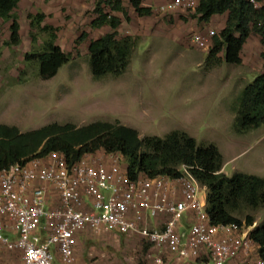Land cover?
<instances>
[{"label":"rangeland","instance_id":"1","mask_svg":"<svg viewBox=\"0 0 264 264\" xmlns=\"http://www.w3.org/2000/svg\"><path fill=\"white\" fill-rule=\"evenodd\" d=\"M96 1L21 0L18 46L7 44L11 22L0 24V124L28 132L54 123L83 127L119 121L136 129L142 139L182 131L201 145L218 146L228 177L237 172L264 176V126L239 130L234 125L239 96L247 85L237 82L239 66L214 65L211 47L204 50L195 42L203 37L213 46L217 25L202 23L198 13L190 11L160 14L157 6L165 0L143 1L145 7L154 6L150 17H140L127 2L128 19L116 15L123 20L119 38H138L131 65L121 76L95 79L89 45L111 31L91 27ZM40 13L46 15L45 26L60 30L57 45L72 56L48 81L40 77L36 61L25 59L42 52L47 41V34L37 32V43H32L29 16ZM248 77L249 83L256 78ZM248 215L256 220L252 230L264 225V208ZM155 254L140 236L85 230L79 237V263L76 257L71 264H157ZM20 261L0 245V264Z\"/></svg>","mask_w":264,"mask_h":264},{"label":"built area","instance_id":"2","mask_svg":"<svg viewBox=\"0 0 264 264\" xmlns=\"http://www.w3.org/2000/svg\"><path fill=\"white\" fill-rule=\"evenodd\" d=\"M147 1V0H141ZM257 6L258 0H249ZM201 0H166L163 15L197 12ZM213 38L217 35L212 31ZM202 49L209 41L196 37ZM120 153L100 150L70 163L52 152L0 171V245L18 264H71L85 230L140 236L156 263L204 259L206 264H264L245 225H213L207 188L182 166L180 175L131 179Z\"/></svg>","mask_w":264,"mask_h":264},{"label":"trees","instance_id":"3","mask_svg":"<svg viewBox=\"0 0 264 264\" xmlns=\"http://www.w3.org/2000/svg\"><path fill=\"white\" fill-rule=\"evenodd\" d=\"M20 2L21 0H0V24L11 22L10 39L7 42L9 46L21 44V25L17 15ZM130 3L140 17L153 15L152 9L143 6L141 0H130ZM196 13L202 23H209L214 16L228 14L226 26L213 38L210 50L209 58H212L216 66L221 65V62L241 66V53L252 32L261 36L264 45V6L257 7L249 0H201ZM93 14V29L109 27L111 31L89 45L92 74L95 79L110 75L121 76L131 65L138 39L130 36L119 38L123 20L116 14H122L128 19L124 1L97 0ZM29 20L33 45L38 40L37 32L47 34V41L42 52L28 54L25 59L27 62L36 61L40 77L48 81L72 60V56L57 45L60 30L44 25L45 14L29 16ZM86 36L84 33L78 43ZM222 54L223 60L220 58ZM262 57L264 59V53ZM239 97L235 127L247 130L264 126V74L257 75ZM100 150L122 154L127 161L125 165L128 175L134 180L140 176L178 177L182 166L190 167L199 183L207 188V213L213 225L252 227L256 220L253 216H245L246 213L264 208L263 177L240 172L228 177L223 172L226 163L218 146L201 145L182 131H173L163 138L149 136L142 139L136 129L124 126L119 121L95 122L83 127L54 123L28 132H21L15 126L0 124V171L52 152L64 153L68 161L73 163L85 154ZM244 217L246 223L242 220ZM82 232L77 235V249ZM251 237L261 246L260 253L264 259V225L252 230ZM11 252L21 257L18 251ZM200 262L198 258L179 264Z\"/></svg>","mask_w":264,"mask_h":264},{"label":"crops","instance_id":"4","mask_svg":"<svg viewBox=\"0 0 264 264\" xmlns=\"http://www.w3.org/2000/svg\"><path fill=\"white\" fill-rule=\"evenodd\" d=\"M123 1H124L125 7H127V2L130 3V0H123ZM161 5L162 4H160V6ZM262 6H264V0H258L257 7H262ZM150 7L152 8L154 6H150ZM158 7L159 6H157V8ZM227 18H228V14L223 15V16H214L211 19L209 24L217 25V29H214V32L217 35H219L222 32V30L225 28ZM263 53H264V45L262 44L261 36L252 32L250 37L248 38L247 42L245 43V45L243 47V51L241 53V58H242L243 64L241 66H239V69L241 72L238 75L237 82H242V80H244L247 82V85H249L250 83L248 82V78H249L248 75L257 76L260 74H264V59L262 57ZM255 175L264 178L263 175H258V174H255ZM76 255H77V253H76ZM76 257H77V261H78L79 256H76ZM200 261L201 262L199 264H206L204 259H200ZM78 263H79V261H78ZM76 264H77V262H76ZM170 264H179V263L177 261H175V259H173V260L171 259Z\"/></svg>","mask_w":264,"mask_h":264}]
</instances>
